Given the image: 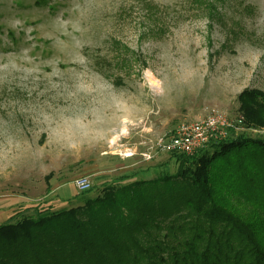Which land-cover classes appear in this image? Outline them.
Returning <instances> with one entry per match:
<instances>
[{
	"label": "rangeland",
	"instance_id": "374dc122",
	"mask_svg": "<svg viewBox=\"0 0 264 264\" xmlns=\"http://www.w3.org/2000/svg\"><path fill=\"white\" fill-rule=\"evenodd\" d=\"M253 93L264 95V0H0V226L63 213L0 244L26 236L38 252L26 264L48 263L42 241L60 240L66 256L91 241L82 260L149 245L165 234L143 238L152 221L173 218L190 189L157 180L180 166L161 139L211 114L230 124L225 138L264 137L240 121L249 105L264 123ZM144 180L139 202L107 197Z\"/></svg>",
	"mask_w": 264,
	"mask_h": 264
},
{
	"label": "trees",
	"instance_id": "16d2710c",
	"mask_svg": "<svg viewBox=\"0 0 264 264\" xmlns=\"http://www.w3.org/2000/svg\"><path fill=\"white\" fill-rule=\"evenodd\" d=\"M248 99V102L264 108V95L253 93ZM244 107L247 111L240 121L246 129L264 126L260 119L253 118L249 112V105ZM213 139L215 138H211L206 147L192 155L167 151L179 162V169L175 174L164 173L157 180H161L166 185L180 180L184 186L189 185L190 189L179 194V199L174 200L179 208L173 213V218L167 216L152 221L151 215L146 213L149 211L145 210L144 214L147 215V219H151L153 225L147 228L143 238L148 235L154 236V230L157 228H161L165 234L158 233L149 245L135 241L137 242L135 249L129 250L125 258L121 256L122 250L119 248H99V255L109 254V261L100 259L101 256L97 260L93 258L82 260L81 257L88 256L90 251H97L93 243L85 242V239L82 251L75 249L78 245L72 246L70 250L75 251V255H72L71 251L69 256L64 254L68 252L66 248H59L60 240L51 244L42 241L48 263H44L43 260L41 263L264 264V137L252 138L245 132L223 140ZM141 183L146 184L147 181H134L123 188L122 196L118 198L116 195L107 197L119 206L139 202L141 198L134 188ZM128 189H132L134 197L130 195ZM118 212L122 214V210L119 209ZM62 214V212L39 214L38 219L28 217L26 219L28 223L25 225L19 222L16 226H0V241L9 235V231L12 234L21 233L18 230L28 225L42 228L41 225L51 220L59 221ZM75 222L81 230L82 222L72 220L71 223L76 224ZM92 229L97 230L94 227ZM29 232L32 239L40 237L39 232L38 234ZM14 236L18 240L15 245L0 244L1 264H8L9 260H13L16 264H26L25 259L28 256L38 257V252L30 253V250L23 246L26 241L22 240V237L26 236H16V234ZM92 237H96L95 232L90 234L88 239ZM29 243L35 250L41 249L40 243L38 245Z\"/></svg>",
	"mask_w": 264,
	"mask_h": 264
},
{
	"label": "built area",
	"instance_id": "2783aa9c",
	"mask_svg": "<svg viewBox=\"0 0 264 264\" xmlns=\"http://www.w3.org/2000/svg\"><path fill=\"white\" fill-rule=\"evenodd\" d=\"M230 126L224 116L211 114L205 118L191 123L183 124L177 128L168 141L161 139L159 146L162 150H171L192 155L207 146L211 138H225V128ZM90 183L87 179L77 182L79 190H85Z\"/></svg>",
	"mask_w": 264,
	"mask_h": 264
}]
</instances>
